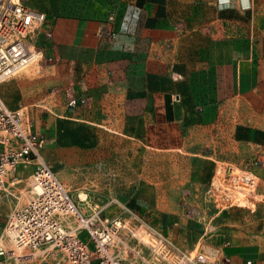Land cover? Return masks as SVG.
I'll return each instance as SVG.
<instances>
[{
  "label": "crops",
  "instance_id": "obj_1",
  "mask_svg": "<svg viewBox=\"0 0 264 264\" xmlns=\"http://www.w3.org/2000/svg\"><path fill=\"white\" fill-rule=\"evenodd\" d=\"M38 3L46 14L36 32L40 75L10 79L0 89H16L4 101L23 109L43 139L41 151L77 142L66 126L90 124L107 138L168 157L183 150L184 185L202 189L217 161H239L241 142L260 146L246 157L258 178L247 204L212 214L201 193H190V204L206 207L202 224L165 215L153 225L174 240L184 234L189 251L201 242L213 264H254L264 255V0ZM196 93L205 96L180 100ZM32 170V163L20 165L17 181L9 174L0 190V237ZM0 264L13 262L0 256Z\"/></svg>",
  "mask_w": 264,
  "mask_h": 264
},
{
  "label": "built area",
  "instance_id": "obj_2",
  "mask_svg": "<svg viewBox=\"0 0 264 264\" xmlns=\"http://www.w3.org/2000/svg\"><path fill=\"white\" fill-rule=\"evenodd\" d=\"M26 1L0 0V82L41 57L36 32L46 14ZM42 147L23 109L10 107L0 96V190L9 174L11 182L17 181L20 165L33 164L30 197L6 217L1 257L13 264L214 263L199 248L181 250L145 216L116 199L102 205L86 196L75 199L43 158ZM113 203L120 209L106 213Z\"/></svg>",
  "mask_w": 264,
  "mask_h": 264
},
{
  "label": "rangeland",
  "instance_id": "obj_3",
  "mask_svg": "<svg viewBox=\"0 0 264 264\" xmlns=\"http://www.w3.org/2000/svg\"><path fill=\"white\" fill-rule=\"evenodd\" d=\"M26 4L35 9L39 5L38 0H27ZM225 32L230 34L231 30ZM39 61H34L1 81L0 85L13 78L22 80L25 75L31 78L39 76ZM16 92L14 87L4 88L3 91L0 89V96L7 100L8 96L15 95ZM181 96L180 100L184 101L203 99L205 95L196 93ZM88 125L76 123L66 126L78 139L77 142H64L58 146L53 144L49 147L47 155L40 150L43 158L77 200L81 197L80 193H84V197L90 202L100 205L116 199L145 216L152 225L157 223L158 219L164 220L165 215L182 223L186 219H193L202 224L207 218L206 213H202L206 207L190 204L189 200H186L190 193L197 194V198L201 193L204 197L203 203L210 204L206 208L207 211L212 214L230 203L247 204L248 198L255 196L258 178L246 165V157L260 146H254L247 141L241 142L238 150L239 161L225 159L215 162L216 167L210 182L208 185H202L200 189L199 185H184L187 177L184 170L185 166H189V160H186L187 156L183 150L177 151L176 157H168L166 150H157L146 144L136 145L119 138H107L102 132L95 131V126ZM129 140L131 141L130 138ZM230 146L224 148L228 154L232 152ZM25 182L27 185H24L17 204L25 203L30 197L29 178ZM117 209H120L118 204L113 203L106 213H114ZM185 240L184 234L181 233L174 242L181 250L189 251L183 246ZM192 247H201V242ZM205 253L211 261H215L212 254L206 251ZM257 257L254 264H264V255Z\"/></svg>",
  "mask_w": 264,
  "mask_h": 264
},
{
  "label": "bare ground",
  "instance_id": "obj_4",
  "mask_svg": "<svg viewBox=\"0 0 264 264\" xmlns=\"http://www.w3.org/2000/svg\"><path fill=\"white\" fill-rule=\"evenodd\" d=\"M80 196L84 198V193H80Z\"/></svg>",
  "mask_w": 264,
  "mask_h": 264
}]
</instances>
